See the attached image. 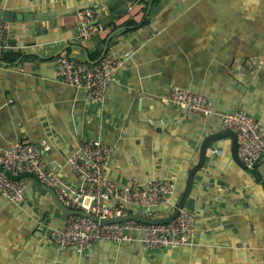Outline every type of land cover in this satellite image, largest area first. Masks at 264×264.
Instances as JSON below:
<instances>
[{
    "label": "crops",
    "instance_id": "crops-1",
    "mask_svg": "<svg viewBox=\"0 0 264 264\" xmlns=\"http://www.w3.org/2000/svg\"><path fill=\"white\" fill-rule=\"evenodd\" d=\"M96 9L102 31L78 37V12ZM0 11L25 15L11 23L17 58L0 53V150L29 141L47 143L48 170L77 187L69 157L88 141L113 149L105 178L123 187L136 179L172 181V214L206 137L225 132L215 118L167 103L175 85L206 95L224 112L245 110L264 127V0H0ZM121 65L103 107L86 91L59 83L64 56L95 63L104 53ZM232 140L211 147L188 208L196 213L194 245L147 251L132 241L100 242L80 253L50 237L67 215L47 187L30 175L23 203L0 196V264H264V160L260 177L241 169ZM113 206V202L109 203ZM130 211L138 212L131 207Z\"/></svg>",
    "mask_w": 264,
    "mask_h": 264
},
{
    "label": "built area",
    "instance_id": "built-area-1",
    "mask_svg": "<svg viewBox=\"0 0 264 264\" xmlns=\"http://www.w3.org/2000/svg\"><path fill=\"white\" fill-rule=\"evenodd\" d=\"M97 17L96 9L78 12L80 40L88 41L102 31ZM10 30L11 22L0 21V53L12 48ZM120 65L121 61L110 53L95 63H84L64 56L56 63V79L63 85L84 89L89 105L98 109L104 106L107 89L115 80ZM167 103L218 119L224 131L235 132L238 136V155L248 167H253L258 160H264V127L247 111H221L213 106L206 95L175 85L170 87ZM49 151L47 143L34 144L29 141L0 150V196L15 204L23 203L27 183L21 177L30 175L53 189L66 207L90 213L100 220L134 214L156 219L154 210L171 204L177 190V185L169 180L142 183L134 179L123 187L108 182L105 171L113 149L99 139L86 142L68 159L74 175L89 185L88 188L77 187L47 169L44 157ZM207 154L222 155V150L209 147ZM262 179L264 182V173ZM111 202L113 206H110ZM131 207L137 208L138 212L130 211ZM195 223L196 213L188 206L178 218L165 225H146L136 221L101 224L82 216H67L65 227L52 230L50 237L61 248L74 247L84 253L100 242L123 244L132 241L131 234L137 231L141 233L140 242L145 250L159 251L193 246Z\"/></svg>",
    "mask_w": 264,
    "mask_h": 264
},
{
    "label": "water",
    "instance_id": "water-1",
    "mask_svg": "<svg viewBox=\"0 0 264 264\" xmlns=\"http://www.w3.org/2000/svg\"><path fill=\"white\" fill-rule=\"evenodd\" d=\"M20 19H27V16L25 15H14L12 13L9 12H4V11H0V21H6V22H14L15 20H20ZM107 52L104 53L103 57L106 55ZM225 138H229L232 140V145H231V155L233 160L235 161V163L244 171L260 177V173L257 170V165L259 163L260 160H258L253 167H248L247 165H245L239 155H238V136L235 132L232 131H225L223 133H215L212 134L208 137H206V139L204 140L201 148H200V156H199V160L196 163V165L192 168V170L190 171L185 187L182 191V194L180 196V199L175 207V209L173 210L172 214L168 217L165 218H156V219H150V218H146L140 214H134V215H126L120 218H114V219H109V220H104V219H98L97 217L93 216L90 213L87 212H83V211H75L72 210L68 207H66L58 198V196L56 195L55 191L49 187H47L48 193L50 194L55 206L58 208V210L63 213L64 215L67 216H82V217H86L89 218L95 222H100L101 224H114V223H124L126 221H136L139 222L141 224H146V225H165L168 223H171L173 220H175L176 218H178L182 212V210H184L188 204V201L191 198V195L193 193L194 190V186H195V180L197 175L206 167V163H207V158H208V154H207V150L209 147H211L214 143H217L220 140H223Z\"/></svg>",
    "mask_w": 264,
    "mask_h": 264
},
{
    "label": "trees",
    "instance_id": "trees-1",
    "mask_svg": "<svg viewBox=\"0 0 264 264\" xmlns=\"http://www.w3.org/2000/svg\"><path fill=\"white\" fill-rule=\"evenodd\" d=\"M2 54H3V56L5 57V58H12V57H15V58H17V56L19 57V55H17V54H15V53H13L12 51H10V52H7V53H5V52H2Z\"/></svg>",
    "mask_w": 264,
    "mask_h": 264
}]
</instances>
